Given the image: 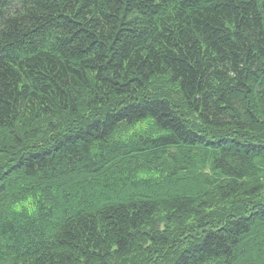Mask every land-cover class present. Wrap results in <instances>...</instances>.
I'll list each match as a JSON object with an SVG mask.
<instances>
[{"label": "trees", "instance_id": "trees-1", "mask_svg": "<svg viewBox=\"0 0 264 264\" xmlns=\"http://www.w3.org/2000/svg\"><path fill=\"white\" fill-rule=\"evenodd\" d=\"M263 187L264 0H0V264H264Z\"/></svg>", "mask_w": 264, "mask_h": 264}, {"label": "rangeland", "instance_id": "rangeland-1", "mask_svg": "<svg viewBox=\"0 0 264 264\" xmlns=\"http://www.w3.org/2000/svg\"><path fill=\"white\" fill-rule=\"evenodd\" d=\"M149 85H150V89H152V91L147 92V93H150L149 95H152V96L156 95V96L165 97V98H166V96L171 95V97H169V99L174 103L176 110L180 113H183V110L180 109L181 100H180V97L178 95L179 91H178L177 87L175 86L176 84L174 82H172V80L169 78V76H165V75L160 76V77L157 76L152 80L151 84H149ZM167 91H173V93H167ZM189 121L194 122L195 119L190 118ZM144 126H148L150 128H153L154 124L151 121H145ZM145 128H147V127H145ZM124 131L127 132L128 130L125 129ZM138 134H140V133H138ZM252 139H255V138L251 137V140ZM259 141H261V140L259 139ZM251 201H253L255 203L264 204V187L261 189L260 192H258L257 195H255L249 199H247V196L245 194H238L235 197L230 198L229 200L217 199L214 201L212 199V200H210V203L208 204L209 206L207 208H205L204 210L206 212L210 213L212 210H215L212 208V205H216L219 209L220 208H222V209L226 208L228 210H231V212H237L238 210H240L241 207L246 208V204H248ZM194 210H196V209H194ZM253 210H256V209H253ZM168 215H169L168 210L164 206H160L158 208V211L151 218L152 220L150 222L146 223L148 230H150V231L155 230V227H157L161 231H164L166 227H169ZM197 219H198L197 217H190V218L184 220L183 225H189V226L194 225L196 223ZM228 219H230V217ZM205 230H207V229H205ZM184 231L185 230L182 229V226L180 224H178L177 222H174V223H172V225L170 227V233H174L175 237L173 238V241H172L173 245L170 248H166L162 244H155L154 242L149 240V241L145 242V244L142 246V248L135 250L137 252L130 253L127 259L125 257H124L125 259L124 258L113 259L111 261V264H144V261L142 260V258L139 255H145L146 256V255H149L153 251H158V253H164V254L167 253L166 258H169L168 259L169 261L164 262L163 259H160L157 261L150 262V264H158V263H160V261H161V264H170L179 255V252L182 250L181 248H182V244L184 243V241L188 239V236L184 235Z\"/></svg>", "mask_w": 264, "mask_h": 264}]
</instances>
